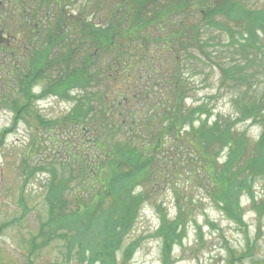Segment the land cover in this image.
Masks as SVG:
<instances>
[{
	"label": "rangeland",
	"instance_id": "obj_1",
	"mask_svg": "<svg viewBox=\"0 0 264 264\" xmlns=\"http://www.w3.org/2000/svg\"><path fill=\"white\" fill-rule=\"evenodd\" d=\"M52 1L53 7L34 5L32 0H17L18 3L15 0H0V264H103L104 259H107V264H111L114 259L115 264H264L263 178L253 183L254 199L246 191L240 197L244 208L242 222L230 218L217 205L218 200L213 201L214 195L209 189L212 184L205 170L198 173L182 170L158 191L152 188L156 183L155 178L149 179L147 185L150 183L152 195L141 202L138 217L131 229L121 236L122 241L116 248L118 227L115 228L114 219L111 218V206H108L110 198H107L103 207L96 208V216L91 224L70 223L71 233L80 235L75 239V244L65 238L67 229L57 235L49 227L47 221L52 205L63 208L66 204L67 212H73L76 205L70 197L77 190L86 194L89 192L87 169L83 166L73 167L62 160L68 150L66 138L73 137V131L59 129L57 121L69 112L72 101L66 97L61 99L43 95L46 80L38 79L31 88L32 93L31 86L26 90L27 94L38 97L33 99L31 105H27L25 96L19 94L20 88L11 93V83L18 78V74L25 73L21 68L29 65L24 57L28 50L39 48L35 51L36 55L39 51L48 52L44 49L45 44L48 42L50 45L55 41L56 31L53 29L58 31L55 27L59 25L58 22L66 20L60 25L61 28L73 32V22L82 14L86 22L88 19L90 23L106 26L110 18L103 10L104 5H115L116 1L119 3L122 0ZM132 1L144 4L146 9L139 11L142 14L148 11L158 18L175 12L184 4L201 6L200 0ZM237 1L242 5L239 13L243 20H232L220 30L201 27V30H205L204 39L209 46L204 47L203 51L205 54L211 53L213 60L208 61V64L200 62L197 69L200 71L193 72L191 80H194V88L188 101L194 106L210 109L213 112L211 115L233 117L240 115L241 106L258 105L261 106V117L264 115V27L257 29V22H246L245 19L250 12L263 11L264 0ZM231 3L213 0L205 4L208 8L206 11H209V7L215 10L222 7L224 10L218 19L223 20V13ZM38 22L44 34L35 37L30 27L33 28V24ZM248 24L256 28L257 32H249ZM12 48L19 49L16 58L8 53ZM47 57L49 59L50 54ZM237 60L248 62L242 71L235 68ZM32 62L35 63V60L32 59ZM218 62H224L230 70H235V79L227 87H220L223 75ZM247 72L251 74L250 82L248 78L243 86H239L242 75L249 77ZM182 83L183 86L187 85V89L190 86L186 81ZM161 93L162 90L158 95ZM165 93L169 91L165 89ZM152 94H157L156 86ZM237 95L241 97L234 98ZM235 99L241 103L236 104ZM240 118L233 121L235 126L230 129L233 135L244 134L258 140L260 121H255L253 117ZM53 120L51 125L43 124ZM198 124H194L195 130L191 131L194 136L198 133L195 136L198 138L197 143L206 139V128L197 129ZM212 142H209L211 148ZM216 155L202 161H210ZM226 157V154L219 157L220 164L226 162ZM139 178H135L138 183L134 186L135 196H132L135 201L139 199L137 203L149 191L141 183L143 179ZM60 183L65 185L58 187ZM56 187L58 189L55 190ZM61 189H65L64 200L58 201L59 193L56 192ZM163 215H166L167 222L179 217L186 221L183 236L168 244L159 231ZM107 229L115 230V236L109 242L111 248L103 257L92 262L91 256L98 247L97 242L102 243ZM83 249L85 254L81 253Z\"/></svg>",
	"mask_w": 264,
	"mask_h": 264
},
{
	"label": "trees",
	"instance_id": "obj_2",
	"mask_svg": "<svg viewBox=\"0 0 264 264\" xmlns=\"http://www.w3.org/2000/svg\"><path fill=\"white\" fill-rule=\"evenodd\" d=\"M200 1V7L198 4H184L181 10L160 18L148 11L143 14L139 12L146 9L144 4L139 5L132 0L116 1L115 5H104L103 10L110 18L106 26L90 23L88 19L86 22L80 14L81 17L73 22V32L61 28L60 25L66 20L60 21L55 26L58 31L53 29L56 31L55 41L50 45L48 42L45 44L44 49L48 52L39 51L36 55L35 51L39 48L28 50L24 57L29 65L21 68L25 70L24 75L18 74V78L13 80L15 84L11 83V93L20 88L19 94L25 96L27 105L38 97L31 96V88L38 79L46 80L43 95L61 99L66 97L72 101L69 112L57 121L59 129L73 131V137L66 138L68 150L62 160L73 167L83 166L87 169L89 192L86 194L77 190L70 197L76 205L73 212H67L66 204L63 208L52 205L47 224L57 235L67 229L65 238L75 244V239L80 235L71 233L70 223L91 224L96 216V208L103 207L110 198L108 206H111V218L114 219L115 228L118 227V233L115 236V230H105L104 235L107 234L102 243L97 242L98 247L91 256L92 262L103 257L111 248V237L115 236V248L118 247L121 236L131 229L138 217L141 202L152 195V188L157 191L164 188L168 180L182 170L197 173L205 170L212 184L209 189L214 195L213 201L218 200L220 209L237 221H243L241 195L246 191L254 199L253 183L258 178L264 179V115L259 116L261 106H241L240 115L233 117L211 115L213 112L210 109L194 106L188 101L194 88V80H191L193 72L199 68L200 62L208 64L213 60L211 53L205 54L203 51L204 47L209 46L204 39L205 30H201V27L220 30L232 20H243L239 13L242 7L239 1L227 0L232 3L223 13V20L218 19L224 10L222 7L216 10L209 7V11H206L208 8L205 4L213 0ZM32 2L48 7L54 4L52 0ZM245 21L257 22L256 28L262 29L264 10L250 12ZM33 25L30 30L35 37L44 34L39 22ZM256 28L251 24L247 26L249 32H257ZM8 53L16 58L19 49L12 48ZM48 54L50 60L46 58ZM247 63L237 60L235 68L242 71ZM221 68L223 78L219 86L227 87L235 79V70H230L224 62ZM247 73L249 77L242 75L239 86H243L248 78L250 82L251 74ZM182 81L190 84L188 89ZM29 86L31 93L27 94ZM155 86L157 94L153 95ZM165 89L169 91L168 94ZM161 90L162 93L158 95ZM188 92L189 95L186 94ZM237 97L241 96L234 98ZM235 103L241 102L235 99ZM241 116L242 120L253 117L255 121H260L258 140L247 138L244 134L233 135L230 131L235 126L233 121L240 120ZM53 122L43 124L51 125ZM197 123V129L206 128V139L199 143L195 137L198 133L195 136L191 133ZM210 140L213 141L212 148L209 146ZM225 149L227 151L222 153ZM216 153V158L202 161ZM225 154L227 160L220 164L219 157ZM136 177L142 178L141 183L149 190L139 203V199L135 201L132 197L135 196L134 186L138 183ZM152 177L156 183L150 188V183H147ZM64 185L60 183L58 187ZM262 190L264 202V187ZM64 191L56 192L59 193L58 201L64 200ZM185 224L186 221L180 220V217L167 222L166 215H163L159 231L168 244L183 236ZM167 249L169 251L170 247ZM81 253L85 254V249ZM102 262L107 264V259ZM111 264H115V259Z\"/></svg>",
	"mask_w": 264,
	"mask_h": 264
}]
</instances>
